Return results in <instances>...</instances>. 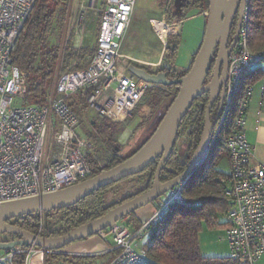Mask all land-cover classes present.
<instances>
[{"label": "built area", "instance_id": "2783aa9c", "mask_svg": "<svg viewBox=\"0 0 264 264\" xmlns=\"http://www.w3.org/2000/svg\"><path fill=\"white\" fill-rule=\"evenodd\" d=\"M36 1L0 0V203L42 196L90 178L89 157L94 144L79 133L80 118L67 103L68 97L78 91L85 96L89 90L91 106L111 122L121 123L132 116L148 89L146 83L120 71V61L126 58L122 47L137 0H105L96 51L89 65L57 76L47 105L27 104L26 74L13 63L12 53ZM249 12L230 56L219 124H231L226 139L231 175L226 189L229 206L223 214L226 236L222 240L228 244L230 258L255 264L264 256V164L255 161L246 134L254 88L248 86L241 92V84L247 74L264 63V50L253 51L249 45ZM156 17L149 20V25L156 35L154 20L170 31L166 44L169 36L181 33L184 21L172 24L166 14ZM184 184L158 199L157 211L137 231L118 222L98 234L114 244V255L107 264H150L144 246L150 227L174 204H200L186 200ZM47 252L22 246L0 250V264H17L16 255L23 253L27 255L25 264H30L33 256H46Z\"/></svg>", "mask_w": 264, "mask_h": 264}, {"label": "trees", "instance_id": "16d2710c", "mask_svg": "<svg viewBox=\"0 0 264 264\" xmlns=\"http://www.w3.org/2000/svg\"><path fill=\"white\" fill-rule=\"evenodd\" d=\"M52 2L55 3V6L51 5ZM60 6L62 8L59 14L57 8ZM208 9L209 0H185L184 5L181 7V17L173 13H168V23L183 21L190 17L203 14L202 16L206 19V26L207 17L204 16V13ZM65 15V0H37L25 27L17 39L12 58L13 63L26 74L28 87L26 96L27 104L47 105L58 73L70 68L73 71L86 68L95 54L96 47L93 50L89 46L75 49L71 42L68 41L65 50L61 51L59 45L54 43L57 40L51 38L54 34L56 35L58 33V36L62 34L65 25ZM248 27L249 45L251 49L256 52L264 50V0H250ZM179 37L180 34L169 36L163 55V61L168 65L158 71L159 73H166L167 78L170 80L186 76L192 68L194 59L200 50L199 48L193 55V60L188 68L177 70L175 68V61L180 43L176 39ZM87 56L91 58L86 65L85 60ZM73 63L75 66L71 67ZM140 69L145 68L140 67ZM148 72L151 74L158 73H153L149 69ZM249 74L244 79L246 88L252 86L253 83V81L248 80L250 78ZM210 79L211 75L208 76L206 83ZM180 88V84H174L152 86L146 90L144 94V105L149 109L155 107L158 102H166L167 104L165 113L159 119L157 127L178 96ZM81 96L82 92L78 91L73 96L67 98V103L76 113L79 108L75 104V100L72 101V99L78 98L80 103L84 105L86 101ZM208 101V94L198 97L183 119L174 151L167 160L161 173L160 180L162 183L176 178L188 167L203 133ZM218 109L219 102L212 111L213 118L216 116ZM147 122L148 120H144L142 123L145 125ZM118 126L117 123L105 118L96 124L91 132L87 133V137L92 142L111 145L114 142L115 134L119 131ZM156 128L153 129L139 147L126 157H121L117 153H114L105 165H100L93 155H90L89 164L92 169L90 178L97 176L104 170L119 165L133 156L149 140ZM230 130L231 124L229 121L222 127H220L219 122L216 124L212 134L210 152L206 161L193 172L187 183L183 186L186 200L200 202V204L192 206L188 204H174V209L171 206L164 218L153 224L148 230L144 240V246L147 248L151 261L150 264H247L239 260H234L229 256L204 257L200 251L199 235L203 229V223L205 222L210 229H214L217 226L224 227V224L219 225L217 223V216L220 213L224 214L229 206L226 189L231 180V175L230 173L225 175L218 170L217 162L214 161V158L217 153L215 149L220 146L222 147L221 150L228 156L226 139ZM159 161L160 158L140 174L129 177L137 179L139 184H131L129 187H126L124 183V188H110L115 183L93 192L90 196L73 206L15 218L9 221V223L33 234H38L42 225L41 216L43 214L44 230L40 234L42 237L53 238L65 235L75 228L102 217L116 206L149 191L154 185L155 172ZM126 188L132 189V193L126 190ZM154 203L156 204L153 205V210L150 209L152 210L150 211L151 214L149 212L151 217L158 209L157 201ZM137 211L123 219L124 221H129L127 225L133 231H137L147 221L139 220ZM50 223L52 227H49L48 224ZM3 236L8 237V239L5 241L0 240V242H12L22 239L21 236L16 234H3ZM95 237L100 238L99 235H96L90 239ZM147 238L148 241H146ZM64 249L47 252L46 264L49 259L61 264H91L98 257L68 255L62 252ZM26 256L24 253L16 255L15 262L17 264H25Z\"/></svg>", "mask_w": 264, "mask_h": 264}, {"label": "water", "instance_id": "95a60500", "mask_svg": "<svg viewBox=\"0 0 264 264\" xmlns=\"http://www.w3.org/2000/svg\"><path fill=\"white\" fill-rule=\"evenodd\" d=\"M248 9H250V0H209L208 12L204 13L207 22L202 45L186 76L170 80L166 73L149 74L144 70H134V74L140 80H144L148 88L157 85H181L178 96L155 132L133 156L111 169L102 171L97 176L42 196L0 203V234H16L22 237L17 241L0 242V250L18 246L37 247L49 252L62 250L74 242L98 235L137 210L156 202L176 186L187 183L189 177L204 164L209 155L212 134L224 108L230 56L236 47L242 21ZM238 12H240L239 25L231 40L234 20ZM210 72L211 80L206 83ZM204 94H209V101L200 142L186 170L176 178L162 183L161 173L174 151L182 121L194 101ZM218 100H220L219 109L212 118L213 107ZM158 158L160 161L155 172L154 185L149 191L116 206L102 217L65 235L45 238L9 223L15 218L73 206L99 189L140 174Z\"/></svg>", "mask_w": 264, "mask_h": 264}, {"label": "rangeland", "instance_id": "374dc122", "mask_svg": "<svg viewBox=\"0 0 264 264\" xmlns=\"http://www.w3.org/2000/svg\"><path fill=\"white\" fill-rule=\"evenodd\" d=\"M184 1L185 0H137L135 12L131 19L130 27L122 47V53L129 56V58L126 57L120 61V67L125 70L127 75L135 77L138 81H143L134 74L135 69L145 67L147 70L150 69L151 72H158L162 67L168 65L162 60L164 52L160 57V51H162L159 47L160 42L156 33L152 31L151 26L149 25V20L154 17L157 18L156 16H160L162 14H166L167 16L168 13H173L174 15L181 17V7L184 5ZM51 5L55 6V3L52 2ZM61 8L62 6L57 8V12L59 14L61 13ZM65 8V25L62 34L60 36L57 35L58 33L56 35L54 34L51 39L57 40L54 41V43L59 45L61 51L65 50L68 41L71 42L75 49L88 46L91 50L95 49L99 24L105 8V0H65ZM205 21L206 19L204 17L196 15L188 18L182 23L180 37L176 39L180 43L178 55L175 61V68L177 70H184L188 68L193 60V55L199 50L204 38L206 27ZM90 58V56H87L85 60L86 65L90 61ZM157 61H160V64L155 66L154 64ZM147 62L151 64H148ZM74 66L75 64L73 63L71 67ZM70 69L60 71L57 76L67 71H73ZM247 76L248 75H246L245 78ZM245 89L246 84L243 81L241 84V92ZM81 98L86 101L84 105L83 103H80L78 98H73L72 101L75 100L74 102L79 108H77V113L80 118L79 133L87 137V133L91 132L95 125L105 119V117H103L100 110L91 106L89 101V90H86L85 96H81ZM237 101L238 99L236 98L231 115L234 114V107ZM144 102L145 99L143 96L136 108L133 110L132 116L125 120V122L117 123V125H119V131L115 134L114 142L111 145L93 142L94 152L91 155H93L100 165H105L114 153H117L121 157H126L133 150L139 147V145L146 139L153 129L157 127L159 119L162 117L163 113H165L167 105L166 102H158L155 107H152V109L145 106ZM144 120H148L145 125L142 123ZM221 149V146L215 149L217 150V153L214 161L217 162L218 170L225 175H228L230 173L229 158ZM124 183L126 184V187H129L131 184H139V181L137 179L129 178L123 182L116 183L110 188H124ZM126 190H129L132 193V189L130 190V188H126ZM155 204L156 203H152L139 209L137 211V215L150 212V209L153 208V205ZM174 207L175 205L172 206V209H174ZM41 217L42 225L39 231L44 230L43 214ZM123 222L126 224L129 223L128 220L119 221V223ZM223 222V213H220L217 216V223L222 225ZM48 225L49 227H52L51 223ZM225 236L223 226H217L214 229H210V227H208L204 222L203 229L199 235V240L203 245L204 252L210 256H228V244L222 240ZM7 239L8 237H4L3 234L0 235L1 241H5ZM146 241H148V238ZM77 242L72 243L70 246L76 244ZM70 246H68V248ZM30 264H46V256L43 253L37 254L31 258ZM47 264L61 263H57L52 259H49Z\"/></svg>", "mask_w": 264, "mask_h": 264}, {"label": "crops", "instance_id": "0c3cea01", "mask_svg": "<svg viewBox=\"0 0 264 264\" xmlns=\"http://www.w3.org/2000/svg\"><path fill=\"white\" fill-rule=\"evenodd\" d=\"M202 15L203 14H201V16ZM126 57L129 58V56ZM143 70L145 71V69ZM120 71L125 72V70H123L122 68ZM251 72L249 74L250 78L248 80L253 81L252 86L254 88V92L250 103L246 134H247L248 142L254 148L255 161L264 164V63L257 66ZM146 73L151 74L148 71H146ZM140 82L145 83L144 80ZM150 214L149 212L141 213L138 214L137 217L139 220L142 221L149 220L151 218ZM113 246L114 244L112 241L109 242L100 239L99 237H95L93 239L89 238L86 239L85 241L77 242L76 244L70 246L69 248L67 247L62 252L68 255L98 256L95 261L91 262V264H107L114 255V252L111 251ZM203 249H204L203 245L201 244L200 241V251L204 257H227V256H210L209 254L205 253ZM255 264H264V256Z\"/></svg>", "mask_w": 264, "mask_h": 264}, {"label": "bare ground", "instance_id": "6f19581e", "mask_svg": "<svg viewBox=\"0 0 264 264\" xmlns=\"http://www.w3.org/2000/svg\"><path fill=\"white\" fill-rule=\"evenodd\" d=\"M153 25L155 26L156 30H157V36H158V40H159V47L162 49V51H160V57L162 55V53L164 52V49L166 47V34L167 32H170V31H167V29H165V27L158 23L157 20H154L153 22ZM137 36V35H136ZM135 38V36H134ZM136 40V39H135ZM145 40V39H144ZM147 41V40H146ZM137 42V41H136ZM143 42V41H142ZM139 43V42H138ZM130 44V43H129ZM137 44V43H136ZM133 45V44H132ZM131 45V46H132ZM129 46V45H128ZM140 47V46H139ZM128 48V47H127ZM143 48V47H142ZM148 64H151L149 62H147ZM160 64V61H157L155 62V66H158Z\"/></svg>", "mask_w": 264, "mask_h": 264}, {"label": "flooded vegetation", "instance_id": "af4514ba", "mask_svg": "<svg viewBox=\"0 0 264 264\" xmlns=\"http://www.w3.org/2000/svg\"><path fill=\"white\" fill-rule=\"evenodd\" d=\"M239 20H240V12H238L237 13V15H236V18H235V20H234V24H233V28H232V33H231V40L234 38V36H235V34H236V32H237V29H238V25H239ZM244 20H245V16H244V19H243V21H242V27H243V25H244ZM242 27H241V29H242ZM240 33H241V30H240ZM239 38H240V34H239ZM239 38H238V40H239ZM237 43H238V41H237ZM236 46H237V44H236ZM145 68V67H144ZM136 70H143V69H135V71ZM150 70V69H149ZM145 71H148V70H146V68H145ZM158 74V73H157ZM212 73L210 72V74L209 75H211ZM212 76V75H211ZM211 80V79H210ZM157 86H161V85H157ZM209 95V94H208ZM218 102H220V100H218V101H216V103L214 104V107H213V109L215 108V106H216V104L218 103ZM213 118V117H212ZM218 122H219V120H218ZM217 122V123H218Z\"/></svg>", "mask_w": 264, "mask_h": 264}, {"label": "clouds", "instance_id": "9594fccd", "mask_svg": "<svg viewBox=\"0 0 264 264\" xmlns=\"http://www.w3.org/2000/svg\"><path fill=\"white\" fill-rule=\"evenodd\" d=\"M167 21H168V19H167ZM183 21H185V20H183ZM165 51V50H164ZM89 179V178H88ZM39 234V233H38ZM41 236V235H40ZM49 252V251H48Z\"/></svg>", "mask_w": 264, "mask_h": 264}]
</instances>
